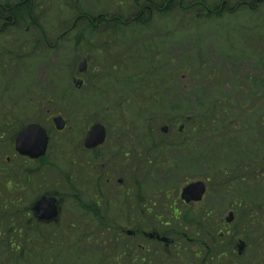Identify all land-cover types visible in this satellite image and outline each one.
I'll return each mask as SVG.
<instances>
[{
  "label": "rangeland",
  "instance_id": "rangeland-1",
  "mask_svg": "<svg viewBox=\"0 0 264 264\" xmlns=\"http://www.w3.org/2000/svg\"><path fill=\"white\" fill-rule=\"evenodd\" d=\"M20 0H11L12 3H16ZM39 5L38 7V26L42 27V33L29 24L18 25L16 28L8 29L3 34V42L5 46L3 49L9 50L13 58H22L25 55H31L32 58H36L38 55L42 54V61H30L24 63L23 66L26 67L28 73L20 76L19 82L12 85V91L8 97L7 105L10 106V110L18 107L19 109L14 110L19 113L17 119L22 125H26L29 122H36L42 124L50 133L51 136V146L49 154L47 156V165L36 166L35 163L26 162L19 157L15 156L14 143L9 140L4 141L3 145H0V167L6 169L5 159H14L11 163L12 169L7 178L8 179H18L22 174L30 175L32 178V187L29 188V193H32L33 199L35 200L44 193H55L60 198L62 195L68 194L70 189L67 188L63 180V176L70 175L74 178L75 184L81 185L82 182L78 180L80 172L78 170V165L71 166L70 153L72 146L75 145L76 148L83 141V138L88 131V127L96 122H105L106 125L110 124L108 117L101 112L100 105H102V99L93 98L89 101L91 108L83 111V107L80 106L84 96L92 95L90 89L86 87L83 91H78L73 85V78L78 77L77 67L80 60H83L81 54L83 51L75 49L73 45V38L70 40L62 39L58 47H54L57 42L58 37L61 36L64 30L62 26L75 20L74 9L76 6L79 11H83L96 16L98 13L109 12V15H113L117 11L116 6L126 8L131 3H138V5H144L146 0H35ZM156 1V0H155ZM159 1L160 7L161 3L166 0ZM196 1L200 0H181L175 1V6L168 9L170 13L168 17L162 16L161 14L151 15V21L147 25L148 32H151L150 27H154V37L148 36V38H154L152 43H144L143 47L137 46L135 43L128 44L123 43L122 50H132L135 48V55L137 57L143 58L148 57L149 61H153L156 57V47L159 43V39L163 38L164 35L168 37L166 41L168 44L162 43L163 53L168 58V67L165 69L166 74L177 72L180 78H184L177 81V85H184L187 90L186 95L189 97L192 93V81L190 80V75L192 74V69L198 65H202L205 69L209 70L210 73H206L205 76L202 75V83H207V86L214 85L221 89L215 97L221 94H228L233 85L240 80L242 77L252 76L258 77L262 76L264 78V64L258 65V60L245 58L242 54H237L230 50V41L240 40V47L245 45L246 48L250 49L253 44H259L261 49L264 50V41L260 39L264 38V35L258 36L261 40L260 42L251 40V36H247L244 33V27L250 25L248 18H237L236 20H209L208 22L200 20L202 17L203 6L194 5L191 8H184L192 5ZM165 4V3H164ZM210 8V7H209ZM162 9V8H160ZM174 11V12H173ZM195 16V18H194ZM85 22H79V27L84 28ZM252 25L257 28L258 25L261 28L264 27V16L258 21H253ZM67 28V27H66ZM27 33L24 30H27ZM113 29V28H112ZM145 30V29H142ZM140 31V30H139ZM254 30H251L253 34ZM261 33L264 34V29H261ZM133 34V30L123 32L122 35L113 36L109 32L105 33L106 37H111L114 40L120 42L122 36L130 38ZM102 36V34H101ZM96 41V52H101L108 50L104 45L106 44V39L100 40L98 37H94ZM103 38V37H102ZM6 39V40H5ZM45 42L46 44L42 43ZM130 42V39H129ZM39 43L34 48V45ZM114 47V43L109 41ZM125 45V46H124ZM50 46V49L48 48ZM20 47V48H19ZM79 50V51H78ZM234 54L238 55L237 58ZM108 59L98 60L99 73L105 76L110 74V66L118 65L122 67L123 58L120 50V44H116L115 51L107 54ZM102 64L100 66V64ZM96 64L93 65L95 67ZM190 69H189V68ZM140 70L138 74L146 73L148 66L147 63L142 61L139 65ZM171 68L172 70H169ZM186 69H189L186 70ZM92 70V67H90ZM142 70V71H141ZM189 78V79H187ZM114 81V80H113ZM200 83V80H199ZM61 87V88H60ZM14 88H16L14 90ZM59 88L66 91L70 96L64 99L57 93ZM18 90V92H17ZM175 87L172 88L173 93ZM39 91L37 99L33 100L32 104L29 102V97L31 98L34 92ZM181 91V92H182ZM15 93L16 97L12 94ZM210 94V90L207 91V95ZM178 96L177 94H175ZM183 97V96H182ZM189 98L196 101V97L191 95ZM226 98V97H225ZM225 98H217L220 100H225ZM165 99L170 103L169 109L163 111L162 114L158 116L143 115L139 119L138 132H133L132 126L126 124V128L123 127V135L138 133L144 135V129L156 141L162 140L163 149L160 153L161 159L155 160L158 157V153L154 151L148 152L149 159L151 160V165H147L146 169L150 172L149 178L141 177V169L144 165L139 166L140 172H133L131 170H125L124 172L120 170V178L124 179L126 186H131L135 181H132L133 176L135 179H140L139 184L142 185V192L147 194V199L153 201L154 211L153 213H159L161 218L159 221L155 220L158 230L160 232H168L169 237L174 239L175 246L172 250L175 254L179 253L178 249L183 248L184 243L181 239L182 235H185L189 242V248L185 252H181L182 262L179 264H264V160H260L255 155L250 154L245 155V151L239 146L230 147L231 143H226L222 147V153H228L232 150V156L229 160V166L211 168L210 161L203 162L204 158L200 156V149L205 148L207 145L205 142H198L201 137L191 135L187 143V147H192L188 153H184V149L181 144L174 143L177 142V131L180 121H184L188 118L193 117L192 109L188 110L186 115L179 114L183 112L185 106L189 105V101L185 103V100L178 98H171L166 96ZM172 99V100H171ZM51 101V102H50ZM173 101V104H172ZM245 100L240 99L239 102L242 103ZM2 103V102H1ZM252 103V99L248 102ZM25 104L27 107L22 106ZM150 105V104H148ZM236 106L240 105L238 101L235 103ZM263 105V104H261ZM170 106L173 109H170ZM179 106V107H178ZM191 106V105H190ZM22 107L26 110L22 111ZM37 108L36 114L31 111V109ZM163 107H165V102ZM178 109H177V108ZM195 107V106H194ZM46 114H44V111ZM232 115H235V111L231 110ZM130 112V118H132ZM56 115H62L68 124V129L59 133L54 129L51 122L52 117ZM164 119V120H163ZM125 121V120H123ZM130 122V119L127 121ZM124 123V122H122ZM166 125L170 126L169 136L165 138L162 135L161 128ZM190 123L187 124V131L189 130ZM141 128L140 132L139 129ZM117 131V129L115 130ZM12 132V130H11ZM13 133V132H12ZM190 133V131H189ZM113 133L108 130V143L103 149L106 150V155L108 152L112 151V147L118 146V141L113 139ZM6 138L8 135L5 136ZM3 141V140H2ZM64 145L71 147L70 149H64ZM130 151V150H129ZM142 159H144L143 149L139 150ZM197 151V152H196ZM196 152V158L193 157V153ZM111 155V154H110ZM109 155V156H110ZM77 157L84 156L80 153L76 154ZM243 163H246L245 165ZM119 161L116 159L115 166L118 167ZM234 165V168L231 167ZM241 166V167H240ZM119 170H115L118 172ZM224 172H226V178L229 177H242L241 182L234 180L231 183V191L227 194H222L219 187L227 179L224 177ZM210 179L208 182L209 189L206 198L201 204L192 205L190 208L184 205L180 199V194L182 189L191 182L194 181H204ZM222 178V179H220ZM148 180L147 182H144ZM144 182V183H143ZM117 185V182H115ZM241 184L242 187H246L250 190V199L248 196H242V192L239 194L236 192L237 185ZM9 187V185H8ZM221 192V193H219ZM140 193V191H139ZM29 194V195H30ZM236 196L232 197V195ZM34 200V201H35ZM239 203H242L239 206ZM174 208L179 209V222L172 219L171 214ZM65 214V207H63ZM210 212V217L213 218L201 221L200 218L203 217L205 213ZM234 213L235 221L232 224L227 225L225 219L229 217L230 213ZM177 215L175 210L174 216ZM68 216V211H67ZM188 217L191 224H186L185 218ZM140 222V221H139ZM124 232L128 230H136V225L130 222L121 223ZM198 226L206 236L201 233L194 235L192 226ZM143 227V228H142ZM184 227L188 231H185ZM138 229L149 230V228L139 225ZM149 232V231H148ZM140 238V243L144 245L146 243L142 237ZM240 240L245 241L246 250L243 256H239L237 253V245ZM181 245V246H180ZM171 251V252H172ZM106 253V252H104ZM103 253V255H104ZM194 253H199V259L194 258ZM100 253H95L94 257L101 258ZM177 260L175 256L173 258ZM180 259V257H179ZM181 261V259H180ZM156 262V259L154 260ZM123 263H126L124 261ZM122 263V264H123ZM127 264V263H126ZM141 264V263H139ZM164 264V263H163Z\"/></svg>",
  "mask_w": 264,
  "mask_h": 264
},
{
  "label": "trees",
  "instance_id": "trees-1",
  "mask_svg": "<svg viewBox=\"0 0 264 264\" xmlns=\"http://www.w3.org/2000/svg\"><path fill=\"white\" fill-rule=\"evenodd\" d=\"M146 1L144 5L139 6L138 3L135 2L131 3L126 8L117 5V11L111 16L109 12L98 13L96 16H92L89 13L79 11L76 6L74 9V14H76L75 19H99L101 27L89 26L91 30L89 39L83 32V28H73L72 26L68 28L69 24H66L62 26L63 32L67 31V33H64V36L68 39V37L70 38V35L73 34V45L75 49L81 51L87 50L88 48L91 49L93 44L96 43V41L93 42V34L94 37L99 38L101 33L105 34L106 32H110L111 28H113V33L110 34L113 36L122 35L123 32L125 33L133 30V34L130 35V38L134 39L136 37L141 43L148 42L146 40L154 39L148 38V36L151 35L154 37L155 35L153 32L155 28L153 26L150 27L151 32L147 30V25H149V21H151V15L153 16L158 13L168 17L172 12L171 8L175 6V1L180 2L181 0H166L164 1L165 4L161 3V7L157 0ZM224 1L232 7L230 10H221V5ZM257 1L258 0H200L184 8V10L194 5L203 6L202 10L204 13L200 20H206V22L209 20L220 21L225 19L236 20L237 18H248L250 25L244 27V33L247 36H251V39H256L251 40L252 42H260V39L264 41V38H258V36L264 35L261 33V29H264V27L261 28V26L258 25L257 28H255L252 22L258 21L264 16V0L256 7ZM248 5L250 7H248ZM169 8L170 13L168 12ZM21 16L26 20L38 21L37 11L34 6L33 8L29 5L26 6V12L21 14ZM105 18L116 20L117 22L135 20L137 24H105ZM95 28L98 30H95ZM100 29H104V31L100 32ZM251 30H254L253 34ZM43 43L45 44V42ZM230 43L231 51L242 54L245 58L258 60V65L264 64V50L261 49L259 44H253L249 49L245 47L247 44L246 41L242 48L239 46L241 41L238 39L233 42L230 41ZM115 44H118V41H116ZM4 46L5 43L0 44V145H3L6 140L10 142L13 141L18 131L23 127L17 119V117L20 116L19 113L14 111L19 109V106L10 110L11 105H7L8 97H6V95H10L14 83L21 81L20 76L22 77L28 73L26 67L23 66L24 63L28 61L27 57H22L21 60L13 58L9 50L3 49ZM43 52L42 50V54ZM129 52L132 53V50ZM234 57L237 58L238 55L234 54ZM152 66V73L127 75L125 72L120 77L122 81V91L119 93L121 94L119 99L135 98L137 100H142V97L145 96V100L149 103L144 104L138 101L130 107H127L123 106L122 102L113 104L111 101H102L104 105L99 107V112L104 113V115L108 117L110 131H114L116 128L122 131L123 125L127 122L130 112H133V118L131 119L134 120L135 118L134 121L138 120L139 122V119L145 114L158 116L162 114L163 111L169 109L168 107H163L158 102L163 100L167 92L172 91V88L175 87V89L177 88L176 90H178L180 87L176 84V77L178 76L176 73L167 75L165 72H161L156 65ZM202 68V65H198L195 71L192 69V73L196 76L197 80L196 84H193L191 87V95L193 93L196 94L199 97V103L194 107L193 104H190L191 98L187 97L188 99L185 100V103L189 101V105L185 106V109H183L184 111L179 114L182 116L186 115L188 110L192 109L193 124L190 132L213 133L214 136L212 138H216L217 140L216 146L218 152L217 154L214 152L217 157V162L221 164L220 166L229 165L228 162L232 156V152H221L222 147H224L226 143H231L230 147H234V149L236 145H239L242 149H246L245 154H250L252 148L264 147V108L256 104L248 107L244 105L232 106L233 101L240 99H261L264 101V78L262 76H247L240 78V80L233 85L229 94L225 95L228 106L224 107L220 106V101H218L216 97L212 98L206 94L205 88L207 83H202V75L205 76L206 73H210V71L206 70L204 72ZM92 80L95 83L93 95L100 97L105 94V91L108 92V90H104L107 85L105 80L97 76L92 78ZM127 82H132V84L129 88L125 89ZM60 88L57 97L59 94L61 97H63V95L66 96V92ZM15 89L16 88H14V90ZM34 93L38 94L39 91ZM12 95L16 97L15 93ZM182 95L183 91L180 93L179 98H181ZM69 96L68 94L67 97ZM64 98L65 97L58 99ZM81 100H84V98H81ZM80 106L83 107V110L87 108L85 101L81 102ZM170 109H173V107H170ZM231 110H234L237 114L232 115ZM44 114H46L45 111ZM237 122H239V126H236ZM6 135H8L7 138L5 137ZM248 148L251 149L248 150ZM64 149H67V146L64 145ZM208 153H211V151L203 152L202 157L204 160L210 157V155H207ZM252 156H254V153H252ZM212 167L213 171L216 168V164L215 166H211V168ZM0 181V264H121L122 257H126L127 260L130 259L131 256L128 254H131L132 250V246L129 244L131 241L119 242L117 232L122 222H129L122 214L124 204H119L113 200H104L103 203H100L98 200L99 198H97L98 201L96 199L90 201V204L84 202L78 203L77 200H74L70 203V218L62 225L57 226V229H51V227L40 225L29 216L26 202H22L18 196H5L4 193L7 191V181ZM8 185L15 186L16 184L12 185L8 183ZM91 185L94 190L103 188V185L101 186L100 183L91 182ZM228 187L229 183L227 184L224 182L219 187V190L223 193ZM208 215L200 218L201 221L205 220L204 224H206L207 218L208 221H211ZM199 233L206 236L202 229L193 232L194 235H198ZM95 253H100L99 255L101 258L94 257ZM171 262L177 264L178 260H172L170 264Z\"/></svg>",
  "mask_w": 264,
  "mask_h": 264
},
{
  "label": "flooded vegetation",
  "instance_id": "flooded-vegetation-1",
  "mask_svg": "<svg viewBox=\"0 0 264 264\" xmlns=\"http://www.w3.org/2000/svg\"><path fill=\"white\" fill-rule=\"evenodd\" d=\"M25 5H26V0H20L13 4L12 6H8L7 4H0V28H5L7 26H15L17 24H25V22L20 23L18 22V17L21 15V12L25 11ZM14 7V8H12ZM17 9L19 11V14H17L15 11ZM108 23H118L116 21ZM127 23V22H124ZM106 39V38H105ZM86 58H89L91 60V56L87 55ZM92 63V61H90ZM89 63V65H90ZM94 75V68L90 70V68L87 70L85 76H91L93 77ZM85 77V78H86ZM87 134V133H86ZM86 134L83 138V141L79 144V147L76 148L75 145L72 146V150L70 153V157L72 159L73 165H80L77 164V156L76 154L80 153L84 156L83 159H80L79 162L82 161V165L85 169H87L89 173L90 179L95 182V183H100V184H107L110 189L107 190V192L100 190H95L93 193L94 198H99L100 201H103L105 197L108 196V194H114V196H119L121 198L122 195H124L125 201L124 204H126V208L124 209L125 216L130 218L131 220H137L139 218H150L153 217V208L148 205L149 201L147 198L142 197L141 194L138 195V179L133 176L132 181H135L131 187L134 189H127L124 185V182L122 178H120V170L121 172L123 170H129L134 166L133 163V156H131V152L124 151L126 148L123 147L122 145V139H121V133H113L114 139L118 141V146L112 147L110 152H108V156L106 155V150L103 149L105 145H107L108 140H106L105 144L97 149L94 150H86L84 148V142H85V137ZM71 148V147H70ZM111 154V155H110ZM121 154H124L123 157ZM110 155V156H109ZM116 159L118 161H123L121 164L118 165V167L115 166ZM36 166L40 165H47L46 161L40 160L37 161ZM119 170L118 172H115V170ZM124 172V171H123ZM121 179V181H119ZM148 180L144 181L147 182ZM117 182V185L115 184ZM143 182V183H144ZM89 192V189H88ZM91 192V190H90ZM145 193H143L144 195ZM77 198V196H74ZM141 203L142 207H139L138 204ZM144 203H147V206L144 205ZM184 205H186L183 202ZM192 205L196 204H190L186 205L187 207H191ZM137 231V230H136ZM121 230H119V233ZM134 237H145V230H140L137 231ZM151 245H144L140 243H136L137 247H140L145 253L149 254L150 256H154L151 253ZM152 247H157L159 249H163L165 254L168 253L166 248H164V245L162 243H155L154 246ZM167 252V253H166ZM170 252V250H169Z\"/></svg>",
  "mask_w": 264,
  "mask_h": 264
},
{
  "label": "water",
  "instance_id": "water-1",
  "mask_svg": "<svg viewBox=\"0 0 264 264\" xmlns=\"http://www.w3.org/2000/svg\"><path fill=\"white\" fill-rule=\"evenodd\" d=\"M87 68L85 62L80 66V72H83ZM79 86L83 85V81H78ZM56 128L59 131H63L66 127V122L62 117H56L54 119ZM106 139V128L98 123L92 126L90 132L87 134L85 146L88 149L96 148L104 143ZM49 145V136L47 131L37 125L31 124L24 128L16 138V151L24 157L31 159H39L44 157ZM206 192V186L202 182L194 183L187 186L183 190V199L187 202L195 201L199 202L202 200ZM34 210L40 221L51 222L57 219L59 210L57 206V200L52 197H42L35 205ZM234 217L231 214L227 219L228 223L233 221ZM133 232H129L132 235ZM153 238L154 236L151 235ZM162 241L168 243V239L163 238ZM246 249L244 242H241L238 246L239 254L242 255Z\"/></svg>",
  "mask_w": 264,
  "mask_h": 264
}]
</instances>
